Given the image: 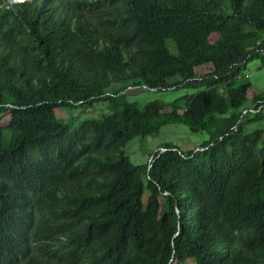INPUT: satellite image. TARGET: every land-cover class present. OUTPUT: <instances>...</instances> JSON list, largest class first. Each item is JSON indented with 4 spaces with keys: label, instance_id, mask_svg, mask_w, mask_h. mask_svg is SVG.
Wrapping results in <instances>:
<instances>
[{
    "label": "trees",
    "instance_id": "trees-1",
    "mask_svg": "<svg viewBox=\"0 0 264 264\" xmlns=\"http://www.w3.org/2000/svg\"><path fill=\"white\" fill-rule=\"evenodd\" d=\"M253 58L264 0H0V264H264ZM129 86L198 90L166 110ZM81 105L100 113L57 117ZM169 123L209 136L133 163L127 143Z\"/></svg>",
    "mask_w": 264,
    "mask_h": 264
},
{
    "label": "rangeland",
    "instance_id": "rangeland-1",
    "mask_svg": "<svg viewBox=\"0 0 264 264\" xmlns=\"http://www.w3.org/2000/svg\"><path fill=\"white\" fill-rule=\"evenodd\" d=\"M211 69L210 65H205L198 68V73H207ZM242 74L247 76L251 81V86L247 91L248 99L245 102L246 109L252 106V98L264 95V68L259 59L253 58L249 60L246 66L242 69ZM198 89L180 87L176 89L156 90L149 89L146 86L127 87L124 91L129 100L137 101L140 105L150 100H158L166 104L165 109H170V103L176 98L186 93H193ZM100 106H61L56 110L57 117H60L64 122L70 123L72 130L78 125V122L83 117H89L100 113ZM264 110V109H263ZM109 111H104V114ZM10 121L9 112H0V126L8 125ZM241 121L247 130L261 127V121L251 120V114H242ZM206 131H192L188 125L183 123H169L161 127L160 131L153 136L133 137L125 146V153L129 156L133 163H144L150 161L153 153L159 149L164 143H173L182 149H197L204 140L208 138ZM146 200V193L143 195V201ZM161 201V212L163 198ZM170 264H176L175 260Z\"/></svg>",
    "mask_w": 264,
    "mask_h": 264
},
{
    "label": "clouds",
    "instance_id": "clouds-1",
    "mask_svg": "<svg viewBox=\"0 0 264 264\" xmlns=\"http://www.w3.org/2000/svg\"><path fill=\"white\" fill-rule=\"evenodd\" d=\"M251 107H253V106H251ZM251 110V109H250Z\"/></svg>",
    "mask_w": 264,
    "mask_h": 264
},
{
    "label": "built area",
    "instance_id": "built-area-1",
    "mask_svg": "<svg viewBox=\"0 0 264 264\" xmlns=\"http://www.w3.org/2000/svg\"><path fill=\"white\" fill-rule=\"evenodd\" d=\"M251 111H252V109H251Z\"/></svg>",
    "mask_w": 264,
    "mask_h": 264
},
{
    "label": "bare ground",
    "instance_id": "bare-ground-1",
    "mask_svg": "<svg viewBox=\"0 0 264 264\" xmlns=\"http://www.w3.org/2000/svg\"><path fill=\"white\" fill-rule=\"evenodd\" d=\"M4 11V10H3Z\"/></svg>",
    "mask_w": 264,
    "mask_h": 264
}]
</instances>
